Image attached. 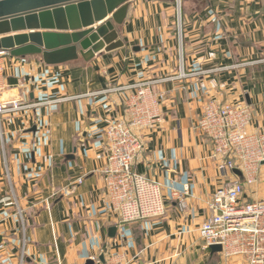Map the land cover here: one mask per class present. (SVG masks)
Masks as SVG:
<instances>
[{
  "label": "crops",
  "instance_id": "crops-1",
  "mask_svg": "<svg viewBox=\"0 0 264 264\" xmlns=\"http://www.w3.org/2000/svg\"><path fill=\"white\" fill-rule=\"evenodd\" d=\"M176 5L130 0L114 24L123 43L114 51L59 65L4 55L2 98L32 106L1 122L0 200L12 204H0V264H20L22 255V264H245L202 250L205 202L224 180L193 127L214 99L245 103L252 130L264 133V0ZM181 68L188 76L177 80ZM152 80L160 120L139 133L135 169L161 186L165 213L118 226L105 196L103 133L128 120L124 88ZM184 185L190 196L180 210L170 193ZM247 192L250 202L264 198V172Z\"/></svg>",
  "mask_w": 264,
  "mask_h": 264
},
{
  "label": "built area",
  "instance_id": "built-area-1",
  "mask_svg": "<svg viewBox=\"0 0 264 264\" xmlns=\"http://www.w3.org/2000/svg\"><path fill=\"white\" fill-rule=\"evenodd\" d=\"M179 4L177 0L178 9ZM4 55L0 53V138L2 118L13 117L32 106L2 98ZM187 76L181 68L176 79ZM155 84L152 80L126 86L124 89L132 92L126 101L128 120L110 123L103 133L105 196L118 216V226L156 220L165 213L161 186L135 169V161L144 149L139 133L160 120L157 110L162 96L155 97ZM251 127L252 115L245 103L211 99L203 105L193 130L212 146L210 159L217 163L224 182L205 202L207 217L199 226L198 235L202 250L219 245L222 258L226 260L241 258L245 264H264V198L247 200V191L259 184L264 172V133L255 132ZM234 171L240 173L237 180H234L238 178ZM82 183V178L77 179L78 185ZM189 196L188 185L179 191L172 190L170 195L182 210L186 209ZM0 204L9 206L12 203L2 198ZM22 258L23 255L20 264Z\"/></svg>",
  "mask_w": 264,
  "mask_h": 264
},
{
  "label": "water",
  "instance_id": "water-1",
  "mask_svg": "<svg viewBox=\"0 0 264 264\" xmlns=\"http://www.w3.org/2000/svg\"><path fill=\"white\" fill-rule=\"evenodd\" d=\"M129 1L0 0V53L15 58L39 55L44 64L59 65L76 60L78 55L119 49L123 43L116 39L114 24L123 23ZM27 31L30 33L25 34ZM20 32L24 34L9 36ZM234 174L240 176L238 171ZM108 232L114 237L116 228ZM208 249L211 255L222 253L219 245Z\"/></svg>",
  "mask_w": 264,
  "mask_h": 264
},
{
  "label": "rangeland",
  "instance_id": "rangeland-1",
  "mask_svg": "<svg viewBox=\"0 0 264 264\" xmlns=\"http://www.w3.org/2000/svg\"><path fill=\"white\" fill-rule=\"evenodd\" d=\"M210 147H212V146H210ZM211 150H212V148H211ZM211 150H210V154H211ZM209 158H210V156H209ZM215 164H216V168H217V163L216 162H214ZM182 190V189H181ZM178 191V190H177ZM170 195H171V193H170ZM188 200V199H187ZM208 200V199H207ZM187 203V202H186ZM176 204H177V206H178V202H176ZM178 208H179V206H178ZM180 209V208H179ZM180 210H182V209H180Z\"/></svg>",
  "mask_w": 264,
  "mask_h": 264
}]
</instances>
